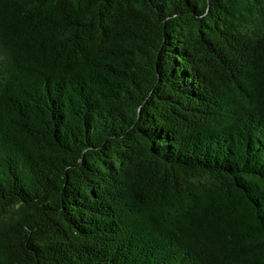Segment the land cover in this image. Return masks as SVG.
<instances>
[{
    "label": "trees",
    "instance_id": "1",
    "mask_svg": "<svg viewBox=\"0 0 264 264\" xmlns=\"http://www.w3.org/2000/svg\"><path fill=\"white\" fill-rule=\"evenodd\" d=\"M0 264H264V0H0Z\"/></svg>",
    "mask_w": 264,
    "mask_h": 264
},
{
    "label": "water",
    "instance_id": "2",
    "mask_svg": "<svg viewBox=\"0 0 264 264\" xmlns=\"http://www.w3.org/2000/svg\"><path fill=\"white\" fill-rule=\"evenodd\" d=\"M208 3H209V0H208Z\"/></svg>",
    "mask_w": 264,
    "mask_h": 264
}]
</instances>
